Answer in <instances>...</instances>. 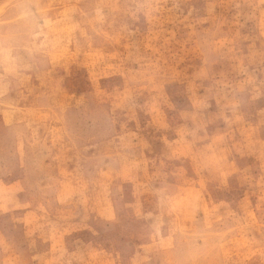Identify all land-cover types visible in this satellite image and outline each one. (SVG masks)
<instances>
[{
    "label": "rangeland",
    "instance_id": "1",
    "mask_svg": "<svg viewBox=\"0 0 264 264\" xmlns=\"http://www.w3.org/2000/svg\"><path fill=\"white\" fill-rule=\"evenodd\" d=\"M0 264H264V0H0Z\"/></svg>",
    "mask_w": 264,
    "mask_h": 264
}]
</instances>
